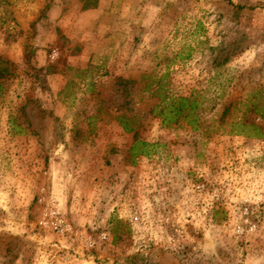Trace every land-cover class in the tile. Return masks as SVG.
I'll return each instance as SVG.
<instances>
[{
    "label": "rangeland",
    "instance_id": "rangeland-1",
    "mask_svg": "<svg viewBox=\"0 0 264 264\" xmlns=\"http://www.w3.org/2000/svg\"><path fill=\"white\" fill-rule=\"evenodd\" d=\"M0 264H264V0H0Z\"/></svg>",
    "mask_w": 264,
    "mask_h": 264
},
{
    "label": "trees",
    "instance_id": "trees-1",
    "mask_svg": "<svg viewBox=\"0 0 264 264\" xmlns=\"http://www.w3.org/2000/svg\"><path fill=\"white\" fill-rule=\"evenodd\" d=\"M150 90V87L147 88ZM154 94V92H153ZM168 99V100H166ZM199 108L198 102L196 99H192L189 97H172L165 96L163 100H160L152 109V114L157 116L161 120V124L164 127H168L170 125H178L179 121L183 119L187 123V125L191 126L192 129L197 130L200 128V114L197 113V109ZM116 121L121 126V128L126 133H134V142L129 148L130 155L135 157H150L154 155L153 148L157 145L152 143H147L141 139H138L136 132V124L134 123V118L127 117L125 114H121L115 116ZM224 121L222 117L219 119V122ZM230 134L231 135H244L247 136L245 130L247 128L253 130L254 137L261 138L262 132L259 127L255 125H248L242 120H236L230 122Z\"/></svg>",
    "mask_w": 264,
    "mask_h": 264
}]
</instances>
